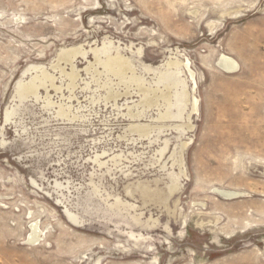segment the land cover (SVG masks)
Wrapping results in <instances>:
<instances>
[{
  "label": "rangeland",
  "instance_id": "rangeland-1",
  "mask_svg": "<svg viewBox=\"0 0 264 264\" xmlns=\"http://www.w3.org/2000/svg\"><path fill=\"white\" fill-rule=\"evenodd\" d=\"M0 264H264V0H0Z\"/></svg>",
  "mask_w": 264,
  "mask_h": 264
},
{
  "label": "bare ground",
  "instance_id": "bare-ground-1",
  "mask_svg": "<svg viewBox=\"0 0 264 264\" xmlns=\"http://www.w3.org/2000/svg\"><path fill=\"white\" fill-rule=\"evenodd\" d=\"M71 56H72V53H68V54H65L64 58L67 60H70L72 58ZM219 66L227 72H235L238 70V67H239L237 62H235L234 60L227 58L225 56H223L220 59ZM105 67L113 75H115L116 77H119V78H123V79L126 77V74L129 71L127 62L122 58H115V59L109 60L106 63ZM28 89L32 90L33 87L30 86V87H28ZM142 92H144V96H145L144 97V104H147V105H149L152 100L156 101L157 99H160V98H163L164 101H166V102H168V100H169L168 94H165V92L163 94H161V96L159 94H157L156 91H150V90L142 89ZM152 95H153V98H152ZM150 105H152V104H150ZM224 194L228 197V196H231L232 193L231 194L224 193ZM38 236H39L38 229H36V227H33V232H32V236L30 237V242H36L38 240Z\"/></svg>",
  "mask_w": 264,
  "mask_h": 264
}]
</instances>
